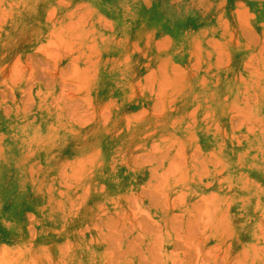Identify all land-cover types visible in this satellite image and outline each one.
<instances>
[{"label": "rangeland", "instance_id": "obj_1", "mask_svg": "<svg viewBox=\"0 0 264 264\" xmlns=\"http://www.w3.org/2000/svg\"><path fill=\"white\" fill-rule=\"evenodd\" d=\"M0 264H264V0H0Z\"/></svg>", "mask_w": 264, "mask_h": 264}]
</instances>
